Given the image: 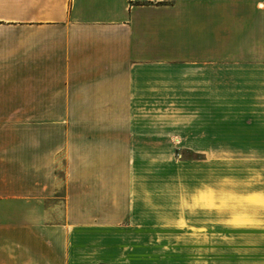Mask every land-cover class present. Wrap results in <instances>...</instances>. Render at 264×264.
I'll use <instances>...</instances> for the list:
<instances>
[{
    "label": "crops",
    "instance_id": "0c3cea01",
    "mask_svg": "<svg viewBox=\"0 0 264 264\" xmlns=\"http://www.w3.org/2000/svg\"><path fill=\"white\" fill-rule=\"evenodd\" d=\"M0 264H264V0H0Z\"/></svg>",
    "mask_w": 264,
    "mask_h": 264
},
{
    "label": "rangeland",
    "instance_id": "374dc122",
    "mask_svg": "<svg viewBox=\"0 0 264 264\" xmlns=\"http://www.w3.org/2000/svg\"><path fill=\"white\" fill-rule=\"evenodd\" d=\"M205 155L204 154H196V153H190V152H179V153H175V158L182 160V159H191V164L195 161L198 160H203ZM199 168H197L195 171H197ZM206 198H212L210 194L208 193H200V194H196L195 195V199H199V200H207Z\"/></svg>",
    "mask_w": 264,
    "mask_h": 264
},
{
    "label": "bare ground",
    "instance_id": "6f19581e",
    "mask_svg": "<svg viewBox=\"0 0 264 264\" xmlns=\"http://www.w3.org/2000/svg\"><path fill=\"white\" fill-rule=\"evenodd\" d=\"M249 201H251V202H252V201H253V198H249ZM253 202H254V201H253Z\"/></svg>",
    "mask_w": 264,
    "mask_h": 264
}]
</instances>
